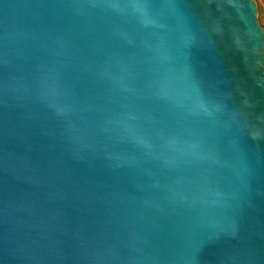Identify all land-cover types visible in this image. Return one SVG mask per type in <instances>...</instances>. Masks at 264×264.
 Listing matches in <instances>:
<instances>
[{"label":"water","instance_id":"water-1","mask_svg":"<svg viewBox=\"0 0 264 264\" xmlns=\"http://www.w3.org/2000/svg\"><path fill=\"white\" fill-rule=\"evenodd\" d=\"M241 3L0 0V264H264Z\"/></svg>","mask_w":264,"mask_h":264},{"label":"snow or ice","instance_id":"snow-or-ice-1","mask_svg":"<svg viewBox=\"0 0 264 264\" xmlns=\"http://www.w3.org/2000/svg\"><path fill=\"white\" fill-rule=\"evenodd\" d=\"M229 3L236 10L241 20H245L246 17L244 16V13H243V5L241 3V0H229Z\"/></svg>","mask_w":264,"mask_h":264},{"label":"rangeland","instance_id":"rangeland-1","mask_svg":"<svg viewBox=\"0 0 264 264\" xmlns=\"http://www.w3.org/2000/svg\"><path fill=\"white\" fill-rule=\"evenodd\" d=\"M258 6V19L264 27V0H256Z\"/></svg>","mask_w":264,"mask_h":264}]
</instances>
